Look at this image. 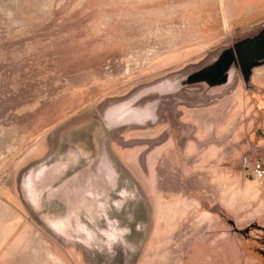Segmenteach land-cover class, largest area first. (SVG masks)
<instances>
[{
    "label": "rangeland",
    "instance_id": "1",
    "mask_svg": "<svg viewBox=\"0 0 264 264\" xmlns=\"http://www.w3.org/2000/svg\"><path fill=\"white\" fill-rule=\"evenodd\" d=\"M263 28L264 0H0V264L214 258L218 231L198 221L220 210L193 194L196 162L209 164V149L214 165L231 160L248 179L244 160L258 157L244 136L198 143L183 117L190 98L212 96L210 107L250 94L235 66L195 77ZM256 108L231 124L251 121L253 139L264 123ZM171 184L192 190L199 214L171 212ZM259 221L229 223L239 241L226 242L224 259L243 264V251L264 262Z\"/></svg>",
    "mask_w": 264,
    "mask_h": 264
},
{
    "label": "crops",
    "instance_id": "2",
    "mask_svg": "<svg viewBox=\"0 0 264 264\" xmlns=\"http://www.w3.org/2000/svg\"><path fill=\"white\" fill-rule=\"evenodd\" d=\"M251 77L250 94H245V92L242 91L239 95H233L231 98L227 97L219 104L210 107L205 105H210V100L214 99L212 96L207 97L205 95H201L200 97L190 98L188 100L187 106L189 107L187 110L189 116L183 117V119L188 120L191 123L190 125H195V127L197 126L195 136H198V143L203 145H211L212 142L203 143L208 141L209 137L211 136H216L218 139L223 140L225 135H228V138H225L222 142H226V140L230 139L229 137L235 135H238V137H235L237 141L242 136L246 137L248 139L247 145L256 149L251 155L254 157L256 155L258 157L257 159L260 160L259 162L256 159V162L262 163L264 166V123H262L260 127L255 126V129L258 128L259 130L257 129V131L260 132L255 136L254 139L250 134L253 131L251 130L253 129V126L250 125L251 121L246 123L245 126L241 125L237 130L234 129L235 125H231L237 119L240 121L241 119L249 116V109L251 106H254V104L257 106L255 113L257 112L260 116L264 115V66L253 69ZM196 103H200L201 107H195ZM228 103H232L230 104V107H233L232 109L227 108L226 105ZM231 110L233 115L229 116L228 113ZM196 119L200 120L201 123H198ZM219 119H221L222 123L220 126L217 125ZM202 121L204 123H202ZM242 126H244L243 130H241ZM248 126L249 128H247ZM261 142L263 143L262 146H260ZM206 152L211 153L209 154V164H206L203 161L196 162L199 164L198 176L200 181H198V188L193 191V194H199L202 200L206 198L207 200L214 199L215 205L220 210L219 212L222 214V216L219 212L211 214L210 217L207 215H202L200 218L201 220L198 221V224L203 223L209 225V228L212 227L218 231V233L216 232L217 237H215L214 240V242H219L214 246V250L218 252V254L215 253L214 258V254L210 255L209 259L205 260V263L239 264L238 258L236 257L234 258L231 256V259L228 260L223 258V250L226 242L239 241L237 237L229 232L228 225H230L229 223L231 222L234 227L242 229L243 227H250L252 223L256 221V219H259L260 221L258 224L264 232V182L259 185L256 181L254 182L249 178L247 179L242 176L239 177L238 174L232 173L230 164L231 160H224L225 163H223V166L219 164L214 165L217 161V156L220 155L216 152L210 151L209 149ZM219 161H217V163ZM208 165H210L211 168H209L210 166ZM206 171H208L210 174L207 175ZM173 185L174 184L170 185L174 187L170 189V194L173 197V206L170 207L172 210L171 212L180 218L185 217L186 213L199 214L200 210L203 208V202L197 203L196 195L193 199H191L192 190H190V188L186 186L182 188ZM189 201H191V203H187ZM175 208L178 209L176 210ZM187 210L190 211L187 212ZM241 253V255L244 257V260L242 261L243 264H264V262H256L254 255L249 258L245 257L243 251H241ZM150 262H152V260H150Z\"/></svg>",
    "mask_w": 264,
    "mask_h": 264
},
{
    "label": "water",
    "instance_id": "3",
    "mask_svg": "<svg viewBox=\"0 0 264 264\" xmlns=\"http://www.w3.org/2000/svg\"><path fill=\"white\" fill-rule=\"evenodd\" d=\"M235 66L239 69L245 85L251 82L253 69L264 66V28L254 37L238 41L230 50L225 51L218 61L196 75L197 80L209 77L218 80ZM231 73L228 74V77Z\"/></svg>",
    "mask_w": 264,
    "mask_h": 264
},
{
    "label": "built area",
    "instance_id": "4",
    "mask_svg": "<svg viewBox=\"0 0 264 264\" xmlns=\"http://www.w3.org/2000/svg\"><path fill=\"white\" fill-rule=\"evenodd\" d=\"M245 165H247V177L256 182H263L264 181V166L262 163L254 162L253 164L247 163L246 160H244Z\"/></svg>",
    "mask_w": 264,
    "mask_h": 264
},
{
    "label": "bare ground",
    "instance_id": "5",
    "mask_svg": "<svg viewBox=\"0 0 264 264\" xmlns=\"http://www.w3.org/2000/svg\"><path fill=\"white\" fill-rule=\"evenodd\" d=\"M133 125V124H132ZM109 174L108 173H106L105 174V176L103 177L104 179H103V181H104V187H106L107 188V186L109 185ZM105 180H107V181H105ZM102 198V197H101ZM75 226L77 227V229H79V230H85L86 228H87V225L85 224V222H83V221H80V220H76V222H75ZM103 234V233H102ZM105 235H107V234H105ZM90 247H93L94 248V245L92 244V246H90Z\"/></svg>",
    "mask_w": 264,
    "mask_h": 264
},
{
    "label": "flooded vegetation",
    "instance_id": "6",
    "mask_svg": "<svg viewBox=\"0 0 264 264\" xmlns=\"http://www.w3.org/2000/svg\"><path fill=\"white\" fill-rule=\"evenodd\" d=\"M171 157H174V156H171ZM171 157L169 158V159L171 160V162H172L173 164L176 163L177 159H176V158L171 159ZM179 161H180V160H179Z\"/></svg>",
    "mask_w": 264,
    "mask_h": 264
}]
</instances>
